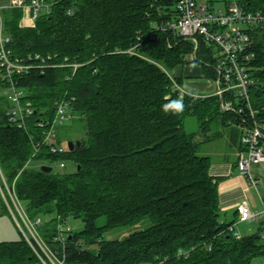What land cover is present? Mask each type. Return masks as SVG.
Returning a JSON list of instances; mask_svg holds the SVG:
<instances>
[{
  "label": "trees",
  "instance_id": "1",
  "mask_svg": "<svg viewBox=\"0 0 264 264\" xmlns=\"http://www.w3.org/2000/svg\"><path fill=\"white\" fill-rule=\"evenodd\" d=\"M46 1L48 13L34 29L20 27L22 10L3 11L15 58L51 56L49 65H80L76 72L35 67L17 80L37 112L28 130L9 124V103L0 96V166L8 182L17 178L30 217L82 222L68 246L72 264H252L264 258L262 229L242 238L235 230L237 214L234 221L222 219V179L210 175L211 159L199 155L200 145L222 136L217 128L232 134L239 116L222 112L217 97L176 94L175 84L183 81L171 71L188 62L194 45L159 28L177 19L178 0ZM240 2L264 11V0ZM252 34L253 72L264 80V27ZM200 43L195 60L204 62L205 78L215 79L214 51ZM250 93L264 121V87ZM62 100L72 118L86 123V138L74 151L55 155L41 149L33 157V137L41 134L37 121L43 111L51 117ZM190 116L199 122L194 134L185 131ZM34 161L71 163L75 170L45 173L31 167ZM102 218L106 224L98 226ZM147 219L148 228L125 240L103 239L107 230ZM0 264L37 260L22 239L0 243Z\"/></svg>",
  "mask_w": 264,
  "mask_h": 264
},
{
  "label": "built area",
  "instance_id": "2",
  "mask_svg": "<svg viewBox=\"0 0 264 264\" xmlns=\"http://www.w3.org/2000/svg\"><path fill=\"white\" fill-rule=\"evenodd\" d=\"M46 0H11L10 4L0 8V96L9 103L8 122L22 130H28L31 118L37 114L33 103L27 99V91L18 86L17 80L38 68L72 67L74 72L78 64H50L52 57L28 55L15 58L11 48V39L5 34L3 11L5 9H27L30 20L36 22L44 10L50 6ZM177 19L167 22L162 32H173L194 45L191 60L196 59L200 41L212 47L216 59V92L213 95L220 99V108L224 113L239 116V122L233 124L240 132L241 155L237 166L242 175L249 174L253 165L264 164V121H260L258 111L251 105V89L264 87V80L255 77L252 64L256 59V29L264 27V11H250L240 0L228 3L223 10H215L213 4L202 0H178L176 4ZM129 53L135 54L134 50ZM67 62V59L65 60ZM49 62V63H48ZM40 64V65H39ZM37 69H36V68ZM43 73V72H41ZM180 97L191 96L175 84ZM42 112L37 121L41 134L38 140L33 137L35 153L46 149L50 154L60 155L66 152L58 143L59 131L71 119L70 105L67 101H57L51 117ZM63 175L66 162L55 163ZM16 180L8 182L0 166V211L8 213L19 229L22 239L31 249L38 264H72L68 261V246L73 240L74 230L68 222L59 218L56 222L43 217L32 218L21 202L16 191ZM256 185L257 181H251ZM238 223L264 221V203L262 208L252 210L247 203L236 208ZM234 227L230 228L233 231ZM240 239V236H237ZM73 243V242H72Z\"/></svg>",
  "mask_w": 264,
  "mask_h": 264
},
{
  "label": "crops",
  "instance_id": "3",
  "mask_svg": "<svg viewBox=\"0 0 264 264\" xmlns=\"http://www.w3.org/2000/svg\"><path fill=\"white\" fill-rule=\"evenodd\" d=\"M213 4L215 1L211 0ZM231 1H223L222 8ZM190 57V56H189ZM188 60V59H187ZM190 61V60H188ZM187 70V73H186ZM181 76L182 86L186 92H193L194 96L211 97L216 92L214 79L204 77V71H198L194 68L186 69ZM233 133L228 130L220 138L225 139V147L222 149L209 148L205 151L206 157L212 161L210 175L215 178H221L219 185L220 210L223 220H233L236 218V208L242 203H247L252 210L262 208L264 203V164L253 165L250 167L247 176L242 175L237 162L241 155L240 132L233 126ZM201 140V139H200ZM203 143V145L211 144ZM207 147V146H206ZM256 180L257 184L252 185L251 181ZM259 223L258 230H263L262 221ZM236 230V229H235ZM264 236V234H262Z\"/></svg>",
  "mask_w": 264,
  "mask_h": 264
},
{
  "label": "rangeland",
  "instance_id": "4",
  "mask_svg": "<svg viewBox=\"0 0 264 264\" xmlns=\"http://www.w3.org/2000/svg\"><path fill=\"white\" fill-rule=\"evenodd\" d=\"M31 0H25L26 4H28ZM205 3H209V4H213L212 2H210L211 0H202ZM216 3L213 4L214 9L215 10H223L222 8V3L223 1H231V2H235V1H239V0H213ZM11 2V0H0V8H4L5 6L9 5ZM47 3V1H46ZM48 5V4H47ZM22 10V19L20 22V27L21 28H35L37 25V21L36 22H32L30 20V13L29 10H27L26 8L24 9H20ZM48 13V11L44 10L42 12V15H46ZM41 15V16H42ZM201 46V43H199ZM193 55V54H192ZM188 57V61L186 64L181 65L177 68H175L174 70L171 71V74L173 77L177 78V79H181V76L183 74H185V70L186 69H190V68H194L195 70L201 71L203 70V66H204V62H196L197 60L193 59L191 60V56ZM187 73V70H186ZM190 95H196L193 92L188 91L187 92ZM185 131L187 134H194L196 132L199 131V122L198 120L193 117L190 116L186 119L185 122ZM216 131H219L220 133H222V135H224L225 130L221 129V128H217ZM59 140L58 143L61 145L63 150H67L68 149V143L69 142H81L82 140H84L86 138V123L84 121H81L77 116L71 115V119L65 124V126L59 131ZM225 141V139H224ZM224 141L222 138H218L215 140V142L211 143V144H207V145H200L199 147V155L204 156L205 155V151L209 148H213V149H222L225 147ZM207 146V147H206ZM44 166H48V164L46 162H37L34 161L32 162V168H41ZM51 166V165H50ZM68 167L65 170L66 174H70L72 172H74L75 170V166L73 164H68ZM53 169L54 173H60V168L58 165H52L51 166ZM44 219L47 218L45 216H42ZM223 218V216H221ZM236 220V218H233L234 221ZM237 221V220H236ZM69 225L72 227V229L74 231L80 232L83 229V224L81 221H74V220H69ZM106 224V219L102 218L97 222L98 226H104ZM151 225L150 221L144 220L141 223L134 225V226H127V227H123V228H118V229H111V230H107L104 233L103 239L105 241H114V240H125L127 239L130 235L139 232V231H143L146 228H148ZM259 223L257 221L255 222H246V223H237L235 224V229L236 232L238 234L241 235L242 238H249L253 235H255L259 230ZM264 234V232H263ZM22 240V235L19 232V229L17 228L16 224L14 223L13 219L11 218V216L6 213L5 211H0V243L3 242H16ZM38 264V263H37ZM252 264H264V258H260L255 260Z\"/></svg>",
  "mask_w": 264,
  "mask_h": 264
},
{
  "label": "water",
  "instance_id": "5",
  "mask_svg": "<svg viewBox=\"0 0 264 264\" xmlns=\"http://www.w3.org/2000/svg\"><path fill=\"white\" fill-rule=\"evenodd\" d=\"M179 92H176V94L178 95ZM81 145L80 142L74 143V142H69L68 143V149L70 151H74L75 147H79ZM80 169V168H79ZM42 171L45 173H51L53 171L52 167L50 166H44L42 167Z\"/></svg>",
  "mask_w": 264,
  "mask_h": 264
}]
</instances>
